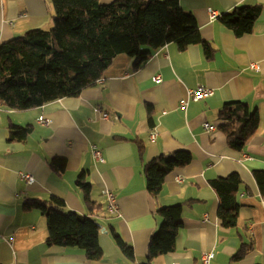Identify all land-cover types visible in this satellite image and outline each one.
<instances>
[{"label":"crops","instance_id":"obj_1","mask_svg":"<svg viewBox=\"0 0 264 264\" xmlns=\"http://www.w3.org/2000/svg\"><path fill=\"white\" fill-rule=\"evenodd\" d=\"M178 2L194 16L201 38L210 45L209 60L200 46L180 52L170 44L134 71L132 58L119 55L98 84L77 97L22 113L0 106V264H146L150 239L162 223L159 210L177 204L183 210L175 250L154 257L150 264H201L200 255L206 251L214 254L210 264H264V177L261 184L254 177L264 172V0ZM48 4L0 0V45L32 29H50ZM240 6H259L260 14L250 34L236 37L219 17ZM209 11L216 13L214 20ZM158 77L160 82L155 81ZM200 88L213 95L190 100L182 110L180 101ZM235 101L256 110L259 119L241 152L228 150L218 130L219 111ZM27 126L31 132L24 141H10V131ZM91 145L101 151L103 163L92 159ZM180 150L190 152L192 161L169 174L154 197L142 165ZM53 158L64 159L62 173L50 168ZM22 173L31 174L34 183L27 186ZM233 173L241 179L236 194L240 209L236 226L226 229L217 218L211 182ZM82 174L97 207L92 211L76 186ZM104 190L115 195L118 212L113 216L106 210ZM53 198L61 200L66 211L99 225L100 260L89 261L77 248L47 245L45 217L24 204ZM112 234L127 245V256ZM241 244L251 248L241 260H231Z\"/></svg>","mask_w":264,"mask_h":264},{"label":"trees","instance_id":"obj_2","mask_svg":"<svg viewBox=\"0 0 264 264\" xmlns=\"http://www.w3.org/2000/svg\"><path fill=\"white\" fill-rule=\"evenodd\" d=\"M48 3L50 29H32L0 45V106L6 110L22 113L77 97L95 87L119 55L132 58L135 71L154 51L170 44L180 52L200 46L207 60L213 54L210 45L201 38L194 16L182 10L178 0H115L110 4H100L98 0H48ZM259 14V6H240L220 16L219 21L234 36L241 37L252 32ZM217 118L218 130L225 137L228 150L234 152L242 151L259 123L256 110L251 111L241 101L224 104ZM149 121L152 125L151 117ZM30 132L29 126L15 128L10 131V141H24ZM191 161L190 152L180 150L144 163L147 189L156 197L165 178ZM65 165L62 158H53L49 163L57 174L64 171ZM254 177L261 184L264 172H255ZM240 185L236 173L211 182L218 199L217 218L223 228L236 226L240 209L236 194ZM76 186L84 195L87 210L96 209L89 199L90 186L83 174ZM24 207L36 209L45 217L48 246L77 248L89 261L101 259L100 227L94 220L66 211L63 202L55 198L49 202L26 201ZM182 210V204L159 210L162 223L150 239L146 264L175 250ZM113 234L116 246L127 256V245ZM250 248V244H241L231 260H241Z\"/></svg>","mask_w":264,"mask_h":264},{"label":"built area","instance_id":"obj_3","mask_svg":"<svg viewBox=\"0 0 264 264\" xmlns=\"http://www.w3.org/2000/svg\"><path fill=\"white\" fill-rule=\"evenodd\" d=\"M208 14H209V19L210 20H214L216 18V13L215 12L209 11ZM251 67L254 68L255 65L252 64ZM155 81L156 82H160V78L158 77V79L155 80ZM212 95H213L212 91L204 90L202 88L196 89V90H193V91H189L188 92V100L180 101L179 107L182 110H185V108L187 107L188 101L191 100V101H194V102H198V101H202V100H204V99H206V98H208V97H210ZM102 118L103 119H107L108 115L107 114H103ZM41 123L45 124L46 122L41 120ZM204 127L207 130H209V131L213 130V128L211 126L207 125V124H205ZM154 137H155V133L154 132L150 133V136H149L150 140H153ZM90 154H91V157H92V159L94 161H96L98 163H103L104 162V159L102 157V153H101V151L98 149V147L96 145H91L90 146ZM20 177L25 182V184L27 186L32 185V183H34L33 177L29 173H22V174H20ZM103 196L105 197L107 212L109 213L110 216L115 215L118 212V206L116 204L115 195L112 192L108 191V190H104L103 191ZM213 257H214V254H213L212 251L202 252L201 255H200L201 264H210V262L213 259ZM173 264H176V263H173Z\"/></svg>","mask_w":264,"mask_h":264}]
</instances>
